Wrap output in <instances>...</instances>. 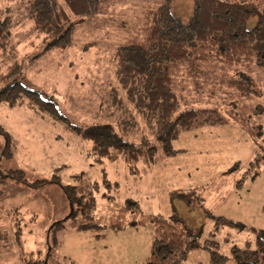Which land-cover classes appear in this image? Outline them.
Returning <instances> with one entry per match:
<instances>
[{"label": "rangeland", "instance_id": "1", "mask_svg": "<svg viewBox=\"0 0 264 264\" xmlns=\"http://www.w3.org/2000/svg\"><path fill=\"white\" fill-rule=\"evenodd\" d=\"M251 1L264 7V0ZM162 2L100 0L96 13L75 22L72 44L51 50H43L42 36H33L32 21L18 0H0V18L10 15L9 46L21 63L25 83L52 95L72 124L114 123L120 113L112 106L110 94L112 86H118L115 50L121 44L146 43L152 13ZM171 10L182 22H188L193 0H171ZM72 19L77 21L78 17ZM255 21V17L250 18L248 26ZM6 50H0L1 66L5 60L11 62L14 55ZM202 69L197 76H191L185 68L174 72L180 109L213 106L228 121L181 131L173 141L177 150L174 155L159 152L153 163L140 158L134 170L123 157L95 163L86 153L88 141L76 131L26 106L0 103V125L14 141L13 156H4V139L0 135V240L5 243L0 246V264H25L36 258L48 264H87L88 260L84 255L87 251H83L87 249V241H83L86 234L68 225L50 230L51 223L69 211L59 185L29 188L1 176L18 168L24 169L25 177L30 179L57 173L64 184L71 183L73 177H83V184H99L92 193L95 217L102 224L116 220L123 223L121 230H103L112 254L108 263L140 264L150 252L153 226L148 222L132 225L130 221L138 218L135 213L120 210L132 199L146 216L167 217L175 210L185 224L201 230V241L213 234L219 251L228 258L225 264H237L231 247L254 245L255 233L249 227L264 229V150L254 152L249 129L240 122L245 121L250 128L261 125L264 142V71L253 63H228L215 54L202 63ZM238 70L252 77L257 93L242 94L229 81ZM119 92L124 95L121 88ZM256 107L261 111H254ZM138 133L131 132L127 138L137 140ZM254 171L257 172L251 175ZM103 178L110 185H103ZM114 182L118 184L116 190ZM201 186L203 190H197ZM193 187L195 191H191ZM174 189H180L183 196H171ZM208 212L239 221L246 228L215 227ZM17 230L20 234L15 233ZM53 237L57 242L50 248ZM119 252L122 259L115 258ZM179 264H210L208 251L203 246L192 249Z\"/></svg>", "mask_w": 264, "mask_h": 264}, {"label": "trees", "instance_id": "2", "mask_svg": "<svg viewBox=\"0 0 264 264\" xmlns=\"http://www.w3.org/2000/svg\"><path fill=\"white\" fill-rule=\"evenodd\" d=\"M62 1L63 3L59 0H18L25 16L32 21L33 36H42L43 50L69 47L73 42L75 22L92 16L98 11L100 4V0ZM72 17H78V20L75 21ZM252 17L256 21L253 26H248V20ZM10 23L9 14L0 18V50L7 48V53L14 54L11 62L5 60L6 63L0 65V103L26 106L35 113L48 117L53 123H63L66 128L76 131L83 140L88 141L86 153L98 164L123 157L130 169L134 170L133 167L140 158L153 163L159 152L166 156L174 155L177 150L173 147V141L181 131L198 125L228 121L213 106L180 109V100L174 88V72L178 68H185L191 76H197L203 71L202 63L215 54L228 63H253L264 71V7L251 0H193L189 21L182 22L172 12L171 0H163L152 13L146 43L121 44L115 50L114 76L119 87L112 86L110 89L112 106L120 111L115 122L76 125L61 113L52 95L25 83L21 63L9 46ZM229 81L242 94L257 93L253 88L252 77L245 72L236 71V77ZM118 88L123 90L124 97ZM254 111L260 112L261 108L256 107ZM240 122L248 127L256 152L262 148L264 150L263 127L254 125L250 128L245 121ZM131 132H139L137 140L127 138ZM0 135L4 139L1 153L11 158L13 138L2 125ZM262 158L264 159V155ZM1 176H9L15 183H25L29 188L49 183L59 185L68 201L69 211L63 218L51 223L50 230L55 226L68 225L76 230H90L100 237L106 227L114 230L123 228L120 220L102 224L95 217V198L92 193L98 189V183L83 184V177H73L71 183L64 184L57 173H52L51 177L30 179L25 177L26 171L22 168L1 173ZM240 182L241 180L238 184ZM103 185H110V181L103 178ZM113 185L116 190L117 182ZM198 188L201 191L203 187ZM195 190L196 188H191V191ZM177 194L183 196L180 189L170 192L171 196ZM198 197L201 201L202 196ZM120 210L135 213L138 218L130 221L132 225L148 222L153 226L150 252L140 264H179L190 250L200 246L207 249L210 264H225L228 260L219 251V243L212 238V233L201 241V230L185 224L175 210L167 217L146 216L137 201L132 199L127 200ZM209 217L213 219L215 227L227 225L238 229L246 228L245 224L224 215L209 213ZM249 228L255 233L254 245L232 246V257L237 264H264V229ZM15 233L20 234V231ZM0 234L1 239L3 233ZM56 242L53 237L49 247ZM3 244L5 243L0 240V246ZM25 264L47 263L45 259L36 258Z\"/></svg>", "mask_w": 264, "mask_h": 264}, {"label": "crops", "instance_id": "3", "mask_svg": "<svg viewBox=\"0 0 264 264\" xmlns=\"http://www.w3.org/2000/svg\"><path fill=\"white\" fill-rule=\"evenodd\" d=\"M254 145V144H253ZM254 152H256V149L254 147ZM203 190V189H202ZM11 192L8 193V196L10 195ZM14 209H20L19 205L15 206L12 205ZM18 224H20V221H17ZM75 230V229H74ZM121 230V229H120ZM82 233L81 234H86V238L83 241H87V249H83V251H87V253L85 252L84 255L88 256L87 257V264H112L111 262L108 263L107 261H111V251H108L109 249H107V245H106V238L107 236L105 235L106 232H103V234L100 237H97L95 235L94 232H90L89 233H84L87 232V230H80ZM73 232V231H71ZM76 234H80V233H76ZM85 245V244H84ZM104 246V249H102L101 246ZM112 250V249H111ZM113 253V250H112ZM65 256V255H64ZM120 258L122 259L123 255L121 254V252H119L118 254H116V259ZM109 259V260H108ZM81 260V259H79ZM46 263L48 264V262L46 261Z\"/></svg>", "mask_w": 264, "mask_h": 264}]
</instances>
